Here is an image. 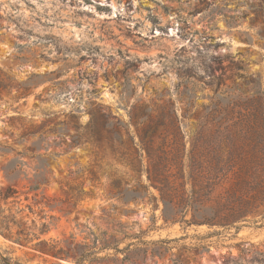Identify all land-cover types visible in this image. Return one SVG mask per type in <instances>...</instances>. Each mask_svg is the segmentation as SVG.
I'll return each instance as SVG.
<instances>
[{
  "label": "rangeland",
  "instance_id": "obj_1",
  "mask_svg": "<svg viewBox=\"0 0 264 264\" xmlns=\"http://www.w3.org/2000/svg\"><path fill=\"white\" fill-rule=\"evenodd\" d=\"M251 4L244 0H0V75L11 88L0 98V142L13 148L0 154V192L9 187L17 190L16 202L3 207L22 209L38 224L49 223L43 237L66 239L71 248L80 245L85 260L76 263L73 253L54 257L40 251L44 246L34 245L36 240H15L5 231H0V252L22 264H170L168 254L147 255L140 262L135 260L140 257L137 251H131V261L93 259L113 252L100 248L109 235L121 238L142 232V239L158 240L185 232L178 223L162 224L161 204L153 207L146 198L120 205L93 185L86 177L92 159L89 144L76 129L95 137L100 113H110L125 124L137 148L129 112L134 105L145 111L152 101L172 103L179 112L177 85L184 69L192 73L191 81L199 79L197 104L209 103L219 84L221 89L234 86V93L245 90L250 79L264 87V42L251 24ZM14 117H22L26 125L47 120L46 127L57 129L45 133L41 142L38 153L45 183L36 190H29L24 178L8 181L2 170L17 150L24 151L22 159L31 166L39 163L38 158L29 159L26 149L38 135L14 141L18 135ZM92 117L96 121L85 129ZM187 125L193 129L194 120ZM71 138L75 144L71 145ZM100 141L105 162L129 170L109 153L105 135ZM134 165L146 182L145 158L139 151ZM26 168L31 175L32 168ZM70 187L87 195L76 204L65 202ZM151 193L157 195L153 188ZM35 199L42 202L34 204ZM37 213L44 218L39 220ZM208 230L205 225L190 227L189 237L170 245L189 244L193 234ZM232 234L233 230L217 246L211 245L209 252L183 253L180 264H264V218ZM129 242L136 238L123 239L119 247ZM61 245L67 248L63 241Z\"/></svg>",
  "mask_w": 264,
  "mask_h": 264
},
{
  "label": "trees",
  "instance_id": "obj_2",
  "mask_svg": "<svg viewBox=\"0 0 264 264\" xmlns=\"http://www.w3.org/2000/svg\"><path fill=\"white\" fill-rule=\"evenodd\" d=\"M244 1L252 2L249 5L253 12L251 24L256 28L257 37L264 42V0ZM180 76L177 85L179 112L172 103L157 104L154 101L152 105L147 104L145 111L134 105L129 112V121L138 139L137 148L133 147L134 139L125 124L110 113H100L102 120L95 137L87 131L79 134L78 129L76 133L89 144L92 159L86 177L93 185L102 187L104 195L120 205L146 198L153 207L161 204L162 224L178 223L185 235L158 240H144L142 232L124 234L121 238L109 235L100 248L112 249L113 252L93 259L110 257L114 261H131V251H137L140 257L135 260L140 262H144L147 255L154 258L168 254L170 264H180L184 260L183 253L209 252L211 245L217 246L231 230L234 235L248 223L264 218V87L256 79H250L245 83V90L234 93V86L227 85L221 89L219 84L209 103L197 104L195 92L201 87L199 79L191 81L193 75L188 69H184ZM10 92L11 88L2 82L0 75V98ZM12 119L18 122V125L13 123L18 130L14 141L22 142L38 135L26 149L29 159L38 158L39 163L31 166L22 159L24 151L17 150L16 156L2 165L4 176L8 181L24 178L29 182V190H36L45 183L42 154L38 153L42 148L41 142L46 138L45 133L57 129L46 127L47 120L26 125L22 117ZM189 119L194 120L193 129H188ZM91 121L85 129H89L96 119L92 117ZM103 135L109 153L129 170L122 171L113 162H105L106 155L100 141ZM70 143L75 144L73 138ZM12 150L0 142L1 155ZM138 151L145 158L146 182L134 165ZM26 166L32 168L31 175ZM151 188L157 191V195L151 193ZM65 192L67 197L63 201L73 204L87 195L86 191L73 187ZM16 193L12 187L0 192L1 232L5 231L9 237L15 236V240H36L34 245L44 246L40 251L54 257L68 258L73 253L76 263L85 260V255L80 253V245L74 244L71 248L66 239L43 237L49 231V223L41 221L38 224L35 218H29L28 213L23 215L22 209L3 207L16 202ZM41 202L35 199L34 204ZM27 206L34 214L32 206ZM37 215L39 220L44 218L40 213ZM202 225L209 230L205 234H193V242L170 245L189 237L187 229L190 227ZM129 237L136 238V242L119 247V243ZM62 241L67 248L61 245ZM70 241L73 243L74 239ZM174 247L176 252L172 251ZM118 253L123 257L119 258ZM0 262L22 264L1 252Z\"/></svg>",
  "mask_w": 264,
  "mask_h": 264
}]
</instances>
